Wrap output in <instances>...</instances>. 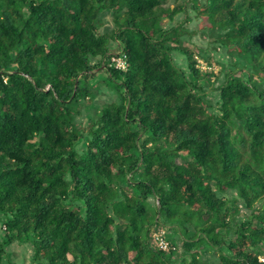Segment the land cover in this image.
Masks as SVG:
<instances>
[{
	"label": "trees",
	"instance_id": "trees-1",
	"mask_svg": "<svg viewBox=\"0 0 264 264\" xmlns=\"http://www.w3.org/2000/svg\"><path fill=\"white\" fill-rule=\"evenodd\" d=\"M169 1L0 0V264L15 243L32 264H210L207 247L218 264H264V0H194L201 28L223 30L219 46L246 64L216 111L214 73L164 22L188 0ZM112 43L126 71L104 62ZM103 66L118 100L80 128ZM161 223L182 230L181 252L151 244Z\"/></svg>",
	"mask_w": 264,
	"mask_h": 264
},
{
	"label": "rangeland",
	"instance_id": "rangeland-1",
	"mask_svg": "<svg viewBox=\"0 0 264 264\" xmlns=\"http://www.w3.org/2000/svg\"><path fill=\"white\" fill-rule=\"evenodd\" d=\"M203 3L204 0H198ZM173 1H169L165 4V7H173ZM197 6L194 0H188L187 11L188 15H179L174 22L165 20L166 27L170 28L176 25H182V27L190 34L186 35L182 39V43L191 48L192 52L196 55L198 62V68L201 71H210L214 73L212 85L207 88L204 99L211 107V110L216 111L220 108V91L218 88L222 86L225 81V75L229 70L237 68L245 69L246 64L239 56L229 52L227 49L222 48L217 43V38L220 34L224 33L223 30L215 31L209 28H201V19L198 17L197 11L194 9ZM99 32L110 33L114 28L113 13L103 11L97 22ZM117 46L114 43L111 44V49L117 50ZM173 58L175 62L183 67H187V62L184 55L180 53H174ZM97 78L90 84L93 91L92 103L80 102L78 108L81 115L76 118V124L80 128H85L88 124L96 119L97 113L101 111L102 107L107 103L117 101L118 97L115 93L116 88L109 80V74L106 71V67H101L95 70ZM82 152L87 148V140L84 141L79 147ZM187 159L179 162H186ZM222 197L231 198L236 197L235 191L228 192L227 194H219ZM241 214L238 220H244L247 211L245 205L240 203ZM0 234L4 236V218L0 216ZM161 240L165 244H168L170 250L163 251L160 247ZM182 230L170 228L169 226L161 223L158 227H154L151 232L150 242L157 249L169 253V252H181L182 248ZM260 259L264 261V249L259 250ZM33 248L30 244L15 243L7 248V255L4 260V264H32ZM203 258L210 264H218L219 256L215 250L207 247L203 252Z\"/></svg>",
	"mask_w": 264,
	"mask_h": 264
},
{
	"label": "built area",
	"instance_id": "built-area-1",
	"mask_svg": "<svg viewBox=\"0 0 264 264\" xmlns=\"http://www.w3.org/2000/svg\"><path fill=\"white\" fill-rule=\"evenodd\" d=\"M127 60L128 58L125 52H123L122 50L120 51L114 50L108 55L107 58H105L104 62L107 64V67L111 69L118 71H126L128 68ZM160 247H162L161 249L166 252L170 250L168 244L164 245V242L162 240Z\"/></svg>",
	"mask_w": 264,
	"mask_h": 264
}]
</instances>
